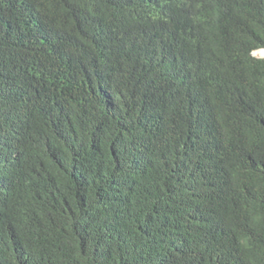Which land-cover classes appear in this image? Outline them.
Instances as JSON below:
<instances>
[{
    "label": "trees",
    "instance_id": "16d2710c",
    "mask_svg": "<svg viewBox=\"0 0 264 264\" xmlns=\"http://www.w3.org/2000/svg\"><path fill=\"white\" fill-rule=\"evenodd\" d=\"M260 49L264 0H0V264H264Z\"/></svg>",
    "mask_w": 264,
    "mask_h": 264
},
{
    "label": "clouds",
    "instance_id": "9594fccd",
    "mask_svg": "<svg viewBox=\"0 0 264 264\" xmlns=\"http://www.w3.org/2000/svg\"><path fill=\"white\" fill-rule=\"evenodd\" d=\"M260 50H262V49H260ZM256 51H259V50H256ZM253 52H254V51H253ZM253 52H252V53H253ZM252 53H251V55H252ZM259 58H263V57H259Z\"/></svg>",
    "mask_w": 264,
    "mask_h": 264
},
{
    "label": "rangeland",
    "instance_id": "374dc122",
    "mask_svg": "<svg viewBox=\"0 0 264 264\" xmlns=\"http://www.w3.org/2000/svg\"><path fill=\"white\" fill-rule=\"evenodd\" d=\"M252 56H254L253 54H252ZM254 57H256V56H254ZM264 57V56H263ZM257 58H259V57H257Z\"/></svg>",
    "mask_w": 264,
    "mask_h": 264
},
{
    "label": "water",
    "instance_id": "95a60500",
    "mask_svg": "<svg viewBox=\"0 0 264 264\" xmlns=\"http://www.w3.org/2000/svg\"><path fill=\"white\" fill-rule=\"evenodd\" d=\"M262 50H264V49H262Z\"/></svg>",
    "mask_w": 264,
    "mask_h": 264
}]
</instances>
